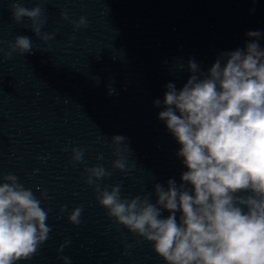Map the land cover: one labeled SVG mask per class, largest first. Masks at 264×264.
<instances>
[{
	"label": "clouds",
	"instance_id": "clouds-1",
	"mask_svg": "<svg viewBox=\"0 0 264 264\" xmlns=\"http://www.w3.org/2000/svg\"><path fill=\"white\" fill-rule=\"evenodd\" d=\"M11 11L15 23L31 21L29 27L45 43L54 39L55 32L41 34L47 19L41 6L29 9L11 0ZM61 18L68 20L67 12ZM69 22L74 29L88 23L84 16ZM247 35L258 40L261 33ZM9 48L4 55L11 59L14 52L30 53L33 42L16 36ZM188 69L192 74L180 90L166 85L165 110L159 113L181 145L177 156L187 168L181 182L170 178L166 188L156 183L154 193L122 198L121 184L101 188L98 182L111 172L97 165L85 169V183L94 186L107 215L151 242L165 264H264V49L252 41L243 50L220 53L207 73L194 60ZM112 143L118 157L113 168L127 173L121 152L130 150L120 147L125 137L116 135ZM84 151L72 148V161L83 162ZM0 181V264H18L47 240L48 212L14 174L0 173ZM82 211L74 208L69 222L78 225Z\"/></svg>",
	"mask_w": 264,
	"mask_h": 264
}]
</instances>
